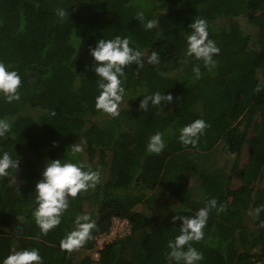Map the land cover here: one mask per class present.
I'll return each mask as SVG.
<instances>
[{"label": "trees", "instance_id": "16d2710c", "mask_svg": "<svg viewBox=\"0 0 264 264\" xmlns=\"http://www.w3.org/2000/svg\"><path fill=\"white\" fill-rule=\"evenodd\" d=\"M58 8L69 13L63 21ZM196 18L207 21L220 49L211 70L184 54ZM148 19L159 23L146 31ZM115 35L156 51L160 62L124 66L125 102L112 118L94 107L89 48ZM0 62L18 72L20 96L28 95L20 106L0 97V118L12 126L0 150L19 159L17 172L0 177V257L13 246L37 248L43 264H74L59 241L76 215L88 213L96 226L77 249L95 250L98 258L78 264H169L167 241L180 224L173 216H191L214 197L222 210H210L204 237L191 242L203 254L200 264L264 262V208L253 211L264 206V87L255 90L264 81V0H0ZM157 91L173 102L139 109L142 96ZM195 119L208 127L195 146H183L178 130ZM156 131L165 148L149 154L145 146ZM74 143L84 148L78 159L109 177L100 173L95 188L69 198L61 223L41 235L32 217L35 184L46 160L67 159ZM115 218L128 221L129 234L98 248Z\"/></svg>", "mask_w": 264, "mask_h": 264}, {"label": "clouds", "instance_id": "9594fccd", "mask_svg": "<svg viewBox=\"0 0 264 264\" xmlns=\"http://www.w3.org/2000/svg\"><path fill=\"white\" fill-rule=\"evenodd\" d=\"M55 14L61 21L69 15L63 8L56 9ZM136 16L143 19L144 14L138 12ZM158 23L157 19H148L142 27L147 31L156 28ZM187 28L185 57L202 61L203 66L211 70L216 63L214 56L220 49L215 41L209 38L207 21L204 18L192 19ZM89 54L92 57V70L97 77L95 83L98 94L94 98V107L112 118L120 114V108L125 102L124 66L135 64L139 68L146 64L154 66L160 62L156 51L146 53L138 47L130 46L129 37L120 35L110 39H97L95 46L89 48ZM192 72L194 78H200L202 73L199 63L193 64ZM20 86L21 77L18 72L0 62V97L4 102L18 101ZM262 87L264 81L257 83L255 90L259 92ZM142 97L139 109L143 112L147 111L150 105L163 108L162 105L173 102L170 93L164 94L159 91ZM11 127L7 119L0 118V137L9 133ZM207 127L203 119H195L179 128L178 140L183 146H195ZM52 143L55 147L56 141ZM165 144L164 134L156 131L149 136L145 150L149 154H159L165 148ZM83 151L81 143H74L65 149V153H68L67 159L46 160L40 179L33 190L36 206L32 210V217L41 235H47L51 229L61 223L62 214L69 207V198H75L79 192L95 188L100 183L99 170H93L86 162L78 159V154ZM18 165V158H13L8 151L0 150V177L9 176L10 169L17 172ZM213 208L217 211L222 210V206L217 208L214 197L207 199L204 206L191 216H173V222L179 220L180 224L179 233L167 241L166 259L169 264H200L203 254L193 247L191 242L200 241L204 237L203 229ZM262 208L264 206L257 207L253 211L258 215ZM74 225L75 227L59 241L60 249L72 251L81 247L91 238V230L96 226L88 213L76 215ZM0 264H43V259L37 248L18 249L13 246L6 256L0 257Z\"/></svg>", "mask_w": 264, "mask_h": 264}, {"label": "rangeland", "instance_id": "374dc122", "mask_svg": "<svg viewBox=\"0 0 264 264\" xmlns=\"http://www.w3.org/2000/svg\"><path fill=\"white\" fill-rule=\"evenodd\" d=\"M179 69L182 70L183 68L180 67ZM26 98H28V95L27 94H22L20 96V99L17 102L18 106L22 105L26 101ZM218 154H220V151L217 153V155ZM185 158H186V156H185ZM188 158L190 160L191 159L192 160L194 159L193 156H192V154H190V156ZM247 158H248V151H247V149H245L244 152H243L242 159H241V162L240 163L242 165H244L246 163V161H247ZM220 164H221V162H215L214 165L220 166ZM204 165L207 166L205 162L202 163V166H204ZM98 170H99L100 173H102V175H103V177L105 179H107L109 177L107 170H105V169L103 170V168H101V167ZM239 185H240L239 179L238 178H234L232 180V182H231V187L233 189H235ZM197 198H199V197H197ZM129 231H130V226H129L127 220L115 218L112 221V226H111L109 232L101 235L100 237H98L97 247L98 248H101L104 243H107V242L116 240V239H118L120 237H123L126 234H129ZM84 256H91L93 259H97L98 258V255H97V253H96L95 250H93V251H86V250H80V249H73L71 251L72 262H74V264H78L79 261ZM262 264H264V262Z\"/></svg>", "mask_w": 264, "mask_h": 264}]
</instances>
